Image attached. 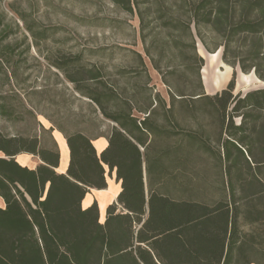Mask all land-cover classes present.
<instances>
[{
  "label": "trees",
  "instance_id": "1",
  "mask_svg": "<svg viewBox=\"0 0 264 264\" xmlns=\"http://www.w3.org/2000/svg\"><path fill=\"white\" fill-rule=\"evenodd\" d=\"M107 1L137 16L167 98L148 87L142 101L138 88L122 99L77 57L58 60L113 127L94 138L56 128L69 153L64 174L54 140L48 148L0 134V264H264V88L235 95L231 79L206 94L197 51L221 50L224 64L264 84V0ZM0 116H9L4 103ZM98 137L107 140L99 155ZM112 172L120 191L100 223L97 204L81 203Z\"/></svg>",
  "mask_w": 264,
  "mask_h": 264
},
{
  "label": "rangeland",
  "instance_id": "2",
  "mask_svg": "<svg viewBox=\"0 0 264 264\" xmlns=\"http://www.w3.org/2000/svg\"><path fill=\"white\" fill-rule=\"evenodd\" d=\"M140 36L137 16L107 0H0V47L14 48L5 51L0 60V103L9 112L7 117L0 116V134L37 136L48 148L52 147V135L57 140L63 135L56 128L90 138L109 134L113 123L76 93L55 68L54 64L65 58L77 57L84 69L100 72L102 80L122 99H130L138 88L137 100L142 101L148 87L167 98L166 88L144 54ZM197 51L204 60L201 77L206 94L222 91L231 79L235 95L264 88L253 74L224 64L221 50L209 54L198 43ZM12 71L16 81H6L5 75ZM215 79L219 85H214ZM51 127L55 128L51 134L44 131ZM31 160L35 166L37 159Z\"/></svg>",
  "mask_w": 264,
  "mask_h": 264
},
{
  "label": "crops",
  "instance_id": "3",
  "mask_svg": "<svg viewBox=\"0 0 264 264\" xmlns=\"http://www.w3.org/2000/svg\"><path fill=\"white\" fill-rule=\"evenodd\" d=\"M52 138L56 142L60 153V161L57 172L64 174L69 161L68 148L63 135H61L59 140L54 138L53 135ZM92 144L96 150V153L99 155L106 148L107 140L105 137H98L92 139ZM31 158H33V156L20 154L15 157V160L22 167L34 168ZM106 183L107 187L104 190H89L81 203L82 209L90 207L93 203L97 204L99 209L100 223H103L104 221L106 208L116 201L117 195L120 191V184L115 180L114 172L106 175Z\"/></svg>",
  "mask_w": 264,
  "mask_h": 264
},
{
  "label": "bare ground",
  "instance_id": "4",
  "mask_svg": "<svg viewBox=\"0 0 264 264\" xmlns=\"http://www.w3.org/2000/svg\"><path fill=\"white\" fill-rule=\"evenodd\" d=\"M229 71V70H228ZM220 84V81H219V79H215V81H214V85L216 86V85H219ZM218 92V91H217Z\"/></svg>",
  "mask_w": 264,
  "mask_h": 264
},
{
  "label": "water",
  "instance_id": "5",
  "mask_svg": "<svg viewBox=\"0 0 264 264\" xmlns=\"http://www.w3.org/2000/svg\"><path fill=\"white\" fill-rule=\"evenodd\" d=\"M217 53V52H216ZM201 57V56H200ZM202 58V57H201ZM203 59V58H202Z\"/></svg>",
  "mask_w": 264,
  "mask_h": 264
}]
</instances>
